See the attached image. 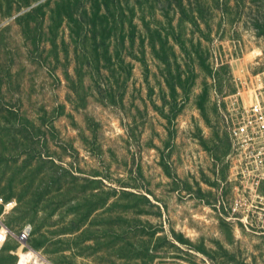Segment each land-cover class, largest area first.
Listing matches in <instances>:
<instances>
[{
	"label": "rangeland",
	"instance_id": "1",
	"mask_svg": "<svg viewBox=\"0 0 264 264\" xmlns=\"http://www.w3.org/2000/svg\"><path fill=\"white\" fill-rule=\"evenodd\" d=\"M70 1L0 0V262L264 264V0Z\"/></svg>",
	"mask_w": 264,
	"mask_h": 264
},
{
	"label": "built area",
	"instance_id": "2",
	"mask_svg": "<svg viewBox=\"0 0 264 264\" xmlns=\"http://www.w3.org/2000/svg\"><path fill=\"white\" fill-rule=\"evenodd\" d=\"M258 110L261 112L260 117ZM263 114L264 113L260 108L258 107L256 109L251 108V117L249 116L247 126L242 129L244 135L238 134L237 133L238 131L236 132L234 137L232 135L231 147L233 146V148L236 149V146L237 145L239 146L241 144L240 139H242L243 136L245 135H251V137L253 138L259 135L264 136V125L259 121V119L264 120ZM239 135L242 137H240ZM260 145L263 146L262 143H260ZM251 154L254 155L255 154L254 151H251ZM247 158H248L247 164H249L253 156H247ZM260 161H261L260 163H256L255 165H253L251 169L249 168L245 169L241 173V176H243L244 179H248L249 177L252 180L251 189L256 192L258 197L262 195L261 187L264 185V157L260 159ZM261 198H263L264 200V197ZM258 203H259L258 205H254L253 203H251L249 210H253V208H255L256 210L260 209L261 211H264V207H263L264 202L258 201ZM235 205L236 208H234V210L237 211L239 210V208L237 207L242 206V202L236 201ZM33 232L34 229L31 224L24 225L20 233L16 236L17 241L23 245L26 244L31 239ZM9 234H10L9 228L6 226L3 219L0 217V248L7 243Z\"/></svg>",
	"mask_w": 264,
	"mask_h": 264
},
{
	"label": "trees",
	"instance_id": "3",
	"mask_svg": "<svg viewBox=\"0 0 264 264\" xmlns=\"http://www.w3.org/2000/svg\"><path fill=\"white\" fill-rule=\"evenodd\" d=\"M81 1L82 0H75V2L74 3H76V2H78L77 3V6L78 5H80L81 4ZM70 2H73L72 0L70 1ZM86 3H87V1H84V5L82 6V9H81V11H80V14H79V17H81L82 18V21H84V19L89 15V9L86 7ZM68 4H70V3H68ZM111 4H113V3H111ZM104 5H105V10H104V12H103V17H105L107 20V23L109 24V22H110V19H112L113 21H117L118 19H120V14L122 13V8H121V4L118 2V7H117V5L114 3L113 5L114 6H116L117 8L116 9H112L111 7V5H110V3H109V1H107V0H105V3H104ZM46 5L45 4H43V5H40V6H38L37 7V9H34V11L32 12H28L27 13V17H29V16H31L32 15V13H34V12H36V11H38V10H40V9H42L43 7H45ZM180 6H182V5H180ZM59 9H60V7H58ZM101 10V9H100ZM59 13H60V16H61V9H60V11H59ZM74 13H67V15H65V19L67 20V21H69V22H73V23H79V18L78 19H76L75 17H74ZM85 17V18H84ZM62 19V18H61ZM64 19V20H65ZM89 23V24H88ZM87 24H85L86 26H88V25H91V26H93L94 27V25H95V23L93 24V23H90V22H88ZM8 228H9V226L8 225H6ZM10 229V228H9ZM33 234H34V232H33ZM172 234H173V236L174 235H176V233H175V231H173L172 232ZM181 241H182V239H180ZM0 264H5V263H2V262H0Z\"/></svg>",
	"mask_w": 264,
	"mask_h": 264
},
{
	"label": "bare ground",
	"instance_id": "4",
	"mask_svg": "<svg viewBox=\"0 0 264 264\" xmlns=\"http://www.w3.org/2000/svg\"><path fill=\"white\" fill-rule=\"evenodd\" d=\"M40 258L41 257L39 256V254L34 253L33 251L30 253H23V254H21V258H20L18 264H28V262L30 260H32V262L33 261L38 262Z\"/></svg>",
	"mask_w": 264,
	"mask_h": 264
}]
</instances>
